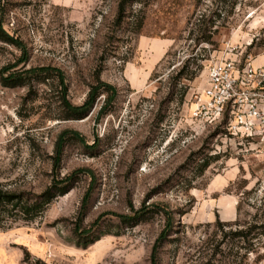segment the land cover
<instances>
[{
  "label": "rangeland",
  "instance_id": "obj_1",
  "mask_svg": "<svg viewBox=\"0 0 264 264\" xmlns=\"http://www.w3.org/2000/svg\"><path fill=\"white\" fill-rule=\"evenodd\" d=\"M120 2L0 0V183L40 193L59 153L62 188L74 178L40 220L0 229V264H264V237H235L264 221V150L191 119L210 64L264 66V0H142L118 28ZM100 69L114 97L65 121Z\"/></svg>",
  "mask_w": 264,
  "mask_h": 264
},
{
  "label": "trees",
  "instance_id": "obj_2",
  "mask_svg": "<svg viewBox=\"0 0 264 264\" xmlns=\"http://www.w3.org/2000/svg\"><path fill=\"white\" fill-rule=\"evenodd\" d=\"M142 4V0H121L119 4V10L115 21V26L120 28L124 21L127 18V8L129 4ZM219 11V10H218ZM144 10L140 11V15L137 18L135 34L138 35L144 25ZM218 19H220V13H215ZM204 18V17H203ZM216 19V20H218ZM215 20V21H216ZM207 21H204L206 24ZM212 23V26H214ZM212 26L210 28H212ZM205 32L211 33L210 30H206ZM212 36L206 41H210ZM0 42L11 43L9 36L3 31L2 24H0ZM124 62H127L124 60ZM103 71L100 69L95 74V85L91 87L88 101L87 103L81 107L76 108L71 106L65 99L62 100V106L66 113V117H64L65 121H79L84 119L93 106L98 97L102 94L110 95V99L114 97L115 90L110 85L104 83L101 80ZM28 74H31L35 79H39V81L46 82L47 77L40 79V75L30 71ZM180 79L193 80L195 78V74L192 72L185 73L182 70L179 74ZM177 77V78H178ZM27 80L30 78L25 77L21 79H3L2 85L6 88H18L25 87L27 84ZM109 102V101H108ZM223 132H226L225 122L220 124ZM219 132V130H218ZM52 162V175L50 184L40 193H36L34 191L21 190V189H13L9 188L7 185L0 183V229L1 230H10L17 225H29L38 220H40L47 209L52 205V203L57 200L59 197L65 196L69 192V185L72 183V179H69L67 185L62 188V178H61V167H62V153L57 154L55 157L51 158ZM210 163L206 162L202 166L201 173H204L206 169H208ZM149 213L142 214L136 219H133V222H141L144 218L147 217ZM130 222V221H129ZM128 222V223H129ZM253 226L247 231H241L236 233L235 237L242 244L243 250L251 251L250 248H246L247 244L250 246L253 245L254 241L261 240L264 237V221H262L258 215L253 218ZM259 242V241H258ZM40 264V262H38Z\"/></svg>",
  "mask_w": 264,
  "mask_h": 264
},
{
  "label": "built area",
  "instance_id": "obj_3",
  "mask_svg": "<svg viewBox=\"0 0 264 264\" xmlns=\"http://www.w3.org/2000/svg\"><path fill=\"white\" fill-rule=\"evenodd\" d=\"M191 119L225 122L231 139L264 150V66L225 58L210 64L205 87L194 96Z\"/></svg>",
  "mask_w": 264,
  "mask_h": 264
}]
</instances>
